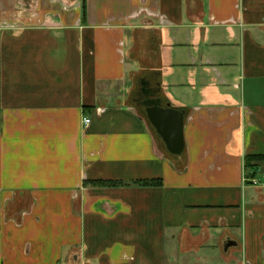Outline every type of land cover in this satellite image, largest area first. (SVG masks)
<instances>
[{
	"label": "crops",
	"instance_id": "obj_1",
	"mask_svg": "<svg viewBox=\"0 0 264 264\" xmlns=\"http://www.w3.org/2000/svg\"><path fill=\"white\" fill-rule=\"evenodd\" d=\"M9 1L0 264H264V0H33L12 22ZM144 78L185 110L181 154L129 101Z\"/></svg>",
	"mask_w": 264,
	"mask_h": 264
},
{
	"label": "water",
	"instance_id": "obj_2",
	"mask_svg": "<svg viewBox=\"0 0 264 264\" xmlns=\"http://www.w3.org/2000/svg\"><path fill=\"white\" fill-rule=\"evenodd\" d=\"M146 104L147 117L162 138L167 150L172 154H181L185 148V110L174 108L170 103L163 106L161 97L149 99ZM235 244L236 241L229 239L225 249Z\"/></svg>",
	"mask_w": 264,
	"mask_h": 264
},
{
	"label": "flooded vegetation",
	"instance_id": "obj_3",
	"mask_svg": "<svg viewBox=\"0 0 264 264\" xmlns=\"http://www.w3.org/2000/svg\"><path fill=\"white\" fill-rule=\"evenodd\" d=\"M157 97H160L158 86L151 83L150 80H146L145 78L139 80L136 89L132 94V99L145 109L147 108L146 101Z\"/></svg>",
	"mask_w": 264,
	"mask_h": 264
},
{
	"label": "rangeland",
	"instance_id": "obj_4",
	"mask_svg": "<svg viewBox=\"0 0 264 264\" xmlns=\"http://www.w3.org/2000/svg\"><path fill=\"white\" fill-rule=\"evenodd\" d=\"M10 14L12 15L11 17V21H13V19L15 20L16 17H14V14L12 13H21V9H23V7L25 8H29V9H33L35 7L34 1L33 0H10ZM17 20V19H16ZM11 24V23H10ZM132 97V94H131ZM127 97V99L129 98V101L132 102V98ZM143 115H145L144 113H142Z\"/></svg>",
	"mask_w": 264,
	"mask_h": 264
},
{
	"label": "trees",
	"instance_id": "obj_5",
	"mask_svg": "<svg viewBox=\"0 0 264 264\" xmlns=\"http://www.w3.org/2000/svg\"><path fill=\"white\" fill-rule=\"evenodd\" d=\"M83 1V10L84 11H86V0H82ZM139 80V79H138ZM145 115H146V117H147V113L145 112L144 113ZM154 129V132H155V134H156V136L160 139V141L162 142V144H163V146H164V143H163V141H162V138L158 135V133L156 132V130H155V128H153ZM165 147V146H164ZM166 148V147H165ZM167 150V149H166ZM168 151V150H167ZM169 152V151H168ZM169 153H171V152H169ZM172 154V153H171ZM252 159H253V157L252 156H247L246 157V162H247V165H250L251 164V161H252ZM139 183H142V184H145V185H151V184H155V183H157V182H154L153 180H150V181H144V182H139ZM105 184H107V183H105ZM104 184V185H105ZM108 184H112V185H114V184H117V182H109Z\"/></svg>",
	"mask_w": 264,
	"mask_h": 264
},
{
	"label": "built area",
	"instance_id": "obj_6",
	"mask_svg": "<svg viewBox=\"0 0 264 264\" xmlns=\"http://www.w3.org/2000/svg\"><path fill=\"white\" fill-rule=\"evenodd\" d=\"M90 121H91V119H90L89 117L86 116V117L84 118V124H85V125H88V124L90 123Z\"/></svg>",
	"mask_w": 264,
	"mask_h": 264
}]
</instances>
